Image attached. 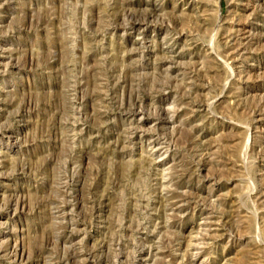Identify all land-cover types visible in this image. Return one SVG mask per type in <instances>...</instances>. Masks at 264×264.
Here are the masks:
<instances>
[{"label":"rangeland","instance_id":"obj_1","mask_svg":"<svg viewBox=\"0 0 264 264\" xmlns=\"http://www.w3.org/2000/svg\"><path fill=\"white\" fill-rule=\"evenodd\" d=\"M0 264H264V0H0Z\"/></svg>","mask_w":264,"mask_h":264},{"label":"bare ground","instance_id":"obj_2","mask_svg":"<svg viewBox=\"0 0 264 264\" xmlns=\"http://www.w3.org/2000/svg\"><path fill=\"white\" fill-rule=\"evenodd\" d=\"M236 33H237V32H236ZM233 39H239L238 35L235 34L234 37H233ZM235 41H236V40H235ZM240 49H241V48H240ZM137 112H138V111H137ZM137 112H136V113H137ZM136 113H135V114H136ZM133 114H134V113H133ZM155 116H156V115H155ZM165 120H166V119H165ZM162 121H163V120H162ZM143 131H144V130H143Z\"/></svg>","mask_w":264,"mask_h":264}]
</instances>
